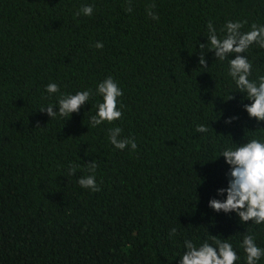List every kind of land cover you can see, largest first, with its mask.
I'll use <instances>...</instances> for the list:
<instances>
[{
	"label": "trees",
	"instance_id": "trees-1",
	"mask_svg": "<svg viewBox=\"0 0 264 264\" xmlns=\"http://www.w3.org/2000/svg\"><path fill=\"white\" fill-rule=\"evenodd\" d=\"M130 3L131 12L129 0H0V264H179L185 240L215 246L210 235L232 244L235 264H246L245 234L264 249V224L208 207L226 198L217 195L229 179L220 153L264 142V122L243 110L251 102L228 75L235 56L205 49L207 68L198 63L209 22L221 39L229 21L245 33L264 26V0ZM152 4L158 20L147 15ZM86 5L92 15L76 16ZM241 55L250 80L264 75V49ZM109 76L122 116L92 127L96 88ZM86 90L93 95L67 120L39 112ZM114 127L136 151L109 142ZM92 161L99 192L78 184Z\"/></svg>",
	"mask_w": 264,
	"mask_h": 264
},
{
	"label": "clouds",
	"instance_id": "clouds-1",
	"mask_svg": "<svg viewBox=\"0 0 264 264\" xmlns=\"http://www.w3.org/2000/svg\"><path fill=\"white\" fill-rule=\"evenodd\" d=\"M152 8H155V4L146 9L147 15L153 20H158L159 17L151 11ZM126 11H132L130 0ZM92 13L93 6L86 5L77 10L75 15L91 16ZM242 27L241 22H227L225 25L226 35L221 39L218 38L212 23L209 22L207 24L208 42L199 45L201 54L198 63L201 68H207L204 59L205 49L214 52L215 58L221 61L230 56H235L234 59H229L228 75L235 82L239 93L246 94L245 99L251 102L244 105L243 110L250 119L264 122V75L259 76L257 80H250L252 63L245 55H241L253 44L264 49V26L252 24L251 30L246 33L240 31ZM94 47L102 49L103 43L97 42ZM45 90L50 95L55 94L59 91V86L50 83ZM95 94L102 98V102L97 104L96 114L90 117L92 127L105 122L112 123L121 118L122 112L118 109L117 102L123 93L111 76L97 85ZM92 95L91 90L77 92L74 95H61L58 99V107L48 105L42 107L39 112L46 113L50 119L59 116L67 120L72 113L79 112ZM231 99L233 97L229 95L227 100ZM54 107L58 111H53ZM235 119L237 117H230L225 123H231ZM196 131L205 133L208 128L205 125H199ZM121 132L122 129L119 127L110 128L108 130L109 142L116 149L124 150L130 145L131 150L136 151L137 146L134 139L121 138ZM220 156L224 158L225 163L229 166V172L226 174L229 179L227 188L219 189L217 195L226 194V198L223 201L210 199L208 207L218 213H235L241 223L264 224V142L254 138L242 145L226 148L220 153ZM96 168L95 161L87 164V171L91 174L82 176L78 180V184L82 188L89 189L92 192L100 191L96 184ZM76 171V166H71L69 175H75ZM174 235H176L175 228L169 233V236ZM210 238L215 246L205 241L197 247L192 241L185 240L184 247L186 251L179 258V264H235L239 257L236 251L233 250L232 244L227 239H217V236L210 235ZM240 247L246 254V264H258L261 257H264V249L257 246L255 237L251 234L243 236Z\"/></svg>",
	"mask_w": 264,
	"mask_h": 264
}]
</instances>
